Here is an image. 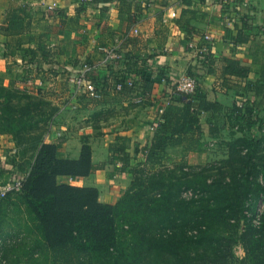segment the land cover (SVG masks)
Wrapping results in <instances>:
<instances>
[{
	"label": "crops",
	"instance_id": "obj_1",
	"mask_svg": "<svg viewBox=\"0 0 264 264\" xmlns=\"http://www.w3.org/2000/svg\"><path fill=\"white\" fill-rule=\"evenodd\" d=\"M52 3L57 5L56 16L45 10ZM192 3L193 15L188 12L182 18L185 6L179 0H0V25L10 10L26 8L19 29L0 28V85L31 84V89L47 92L41 95L53 96L60 105L58 117L64 120L47 142L70 161L80 159L83 146L90 151L92 172L80 179L63 175L58 182L96 189L99 203L116 204L131 187L133 169L148 168L145 156L134 157V146L148 142L170 100L182 103L173 86L188 73L198 79L206 100L222 107L231 108L237 99L248 105L254 100L264 103L247 90L264 80V0ZM180 17H189L192 33L187 40L177 25ZM204 34L211 36L209 44L202 41ZM204 44L211 57L207 66L197 60V48ZM222 58L248 69L242 91L223 85ZM83 63L99 79L96 99L79 92L72 82ZM141 71L157 77L149 92L143 87L145 78H139ZM122 78L132 80L133 86L118 89ZM201 127L200 143L213 139L207 135L205 119ZM116 137L125 139L129 171L118 172L122 162H109V146ZM5 138L0 135V188L16 168L14 146ZM172 152L181 161L187 156L184 146L169 147L164 164L174 160Z\"/></svg>",
	"mask_w": 264,
	"mask_h": 264
},
{
	"label": "trees",
	"instance_id": "obj_2",
	"mask_svg": "<svg viewBox=\"0 0 264 264\" xmlns=\"http://www.w3.org/2000/svg\"><path fill=\"white\" fill-rule=\"evenodd\" d=\"M185 8L181 16L191 11L192 2L203 0H179ZM26 16V8L10 10L6 21L0 28L17 30ZM177 20L186 36L192 33L189 17ZM239 42V38H235ZM208 49V48H207ZM207 64L210 54L207 50ZM222 82L226 88L242 91V83L248 78V69L240 66L236 60L222 58ZM206 64V66H207ZM139 78H145L143 87L150 91L156 78L146 72H139ZM187 77L195 79L194 91L190 94L173 88L182 100H170L162 108L160 120L145 145L134 146V157L143 155L146 167H136L140 171L152 172V183H161L160 175L155 170L164 166L166 149L184 146V151L193 150L200 144L202 135L201 121L205 119L207 135L217 138L222 131L225 118L235 113L251 111L250 105L237 99L231 108H225L216 102L206 100V95L198 79L191 73ZM97 82L99 79L91 78ZM125 80L122 78L120 81ZM165 80V79H163ZM166 81V80H165ZM129 88L122 84L121 89ZM254 97L264 99V80L247 87ZM4 101V103H3ZM242 105V107H240ZM0 128L6 129L12 124H19L14 110L7 104V98L0 93ZM208 114L209 117L205 118ZM15 122V123H14ZM255 124V122L253 123ZM8 126V127H7ZM6 127V128H5ZM42 149L53 150L56 146L40 145L35 159L36 170L32 181L24 189L20 200H28V207L34 210V217L24 223L25 232L20 227L19 234H10L8 250L15 254L17 264H219L228 254V245L232 242V222L242 215L250 191V175L255 170L252 156L241 169V177L228 184L219 182L210 189L206 178L192 176L174 181L168 185L174 188H192L197 199L182 201L176 193H158L147 196L137 189V170L133 169V180L128 191L123 193L116 205L102 204L97 201V191L93 188L57 183L56 177L68 175L77 179L87 176L94 170L90 164V151L82 147L81 157L77 161H66L75 167L68 172L51 171L52 181H47L51 163L41 156ZM109 162H122L117 171H129L130 156L126 152L125 139L116 137V142L109 146ZM251 153V152H250ZM155 172V173H154ZM170 188V189H169ZM225 189V190H224ZM224 190L222 193L218 191ZM210 193L207 198L200 195ZM178 193V192H177ZM218 198V201H214ZM24 237V238H20ZM201 255H198L200 254ZM20 256L25 258L22 263ZM5 264L2 260V263Z\"/></svg>",
	"mask_w": 264,
	"mask_h": 264
},
{
	"label": "rangeland",
	"instance_id": "obj_3",
	"mask_svg": "<svg viewBox=\"0 0 264 264\" xmlns=\"http://www.w3.org/2000/svg\"><path fill=\"white\" fill-rule=\"evenodd\" d=\"M29 85L31 84L20 87L0 85L1 95L7 98V104L20 120L19 124L14 122L15 124L5 127L6 129L0 128V135L7 136L8 139H5L14 146L16 156L14 172L21 173L25 178L19 190L10 192L0 202V263L3 260L5 264H17L14 252L8 250L10 234H19L20 231H17L19 225L27 220L30 226L32 223L28 222V219L34 217V210L28 207V200L19 201V198L32 181L36 170L38 171L35 167L36 154L42 143L54 145L47 142L48 138L64 120L58 117L60 114L58 101H54L53 96L41 95L45 91L31 89ZM249 107H252L250 112L241 110L231 117H226L227 124L223 125L219 136L205 139L197 148L188 150L184 160H179V154L172 152L174 160L171 159L169 163L166 162L164 166L155 170L160 173L155 177L159 176L161 183L150 184V181L154 180L153 173L134 168V172L137 170L135 176L139 184L137 189L145 194V198L170 191L176 193L180 200L186 201L197 199L199 194H194L192 188L186 187L181 189L176 187L167 191L168 185L192 176H202L206 178L210 189H214L219 182L223 185L228 184L230 180L231 182L238 180L244 163L249 155L252 156L256 167L250 175L248 202L242 215L236 216L232 222L234 226L231 231L232 242L228 245V255L219 264H264V103L254 100ZM2 112L4 110L0 107V113ZM54 150L56 156L51 149L40 151L41 156L46 154L45 160L52 165L46 178L48 182L53 179L51 171L54 174L58 171L75 170L73 165L66 162L70 160L64 158L59 148L56 147ZM60 176L56 177L57 183H62L57 181ZM7 180L8 177L5 178V183ZM224 190L218 192L222 193ZM209 194L200 192L205 198L210 196ZM24 227L25 224L21 228L22 232H25ZM20 260L23 263L25 258L20 256Z\"/></svg>",
	"mask_w": 264,
	"mask_h": 264
},
{
	"label": "built area",
	"instance_id": "obj_4",
	"mask_svg": "<svg viewBox=\"0 0 264 264\" xmlns=\"http://www.w3.org/2000/svg\"><path fill=\"white\" fill-rule=\"evenodd\" d=\"M88 3H92L95 0H85ZM46 12L51 16H56L57 5L55 3L49 4L45 6ZM202 41L204 43H210L212 38L208 34H204L202 36ZM207 44L200 45L197 48V60L198 64L206 66L207 64ZM111 57L117 58L120 57L116 53H111ZM91 67L87 63H83L80 70L72 75V82L77 87L79 92L86 94L91 99H96L100 96V88L101 85L99 80L94 82L91 80ZM125 84L129 87L133 86V82L130 79L122 80L118 83L117 88L120 89L121 85ZM195 87V79L191 77H180L176 82V89L178 91L184 92L186 94H190L194 91ZM242 107V105H240ZM25 178L21 173L15 171L14 175L4 183L0 188V200L8 195L10 192L19 190L24 182Z\"/></svg>",
	"mask_w": 264,
	"mask_h": 264
}]
</instances>
